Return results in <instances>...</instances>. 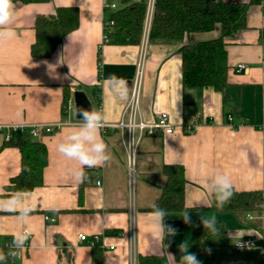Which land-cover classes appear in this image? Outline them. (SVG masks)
Listing matches in <instances>:
<instances>
[{
	"label": "crops",
	"instance_id": "crops-1",
	"mask_svg": "<svg viewBox=\"0 0 264 264\" xmlns=\"http://www.w3.org/2000/svg\"><path fill=\"white\" fill-rule=\"evenodd\" d=\"M113 3L51 0L15 4L16 36L0 43V125H58L69 118L77 123L74 93L83 92L93 108L105 115L101 135L112 158L102 166L86 168L93 172L77 183L69 169L79 165L57 151L70 129L61 127L38 139L47 146L49 164L44 185L29 193L36 211L23 222L15 213L0 211V246L27 227L32 236L28 249L16 260L18 264H130L133 248L136 264L146 256H165L175 264L173 246L166 244V223L178 221L182 223L181 244L189 245L200 264H264V209L258 215H235L209 206L212 173L227 175L238 192L261 191L264 202V0L251 7L247 29L227 40L229 84L222 92L184 89L179 52L183 45L219 38V27L209 33L190 34L181 44H149L145 30L138 46L104 44L105 23L115 12L107 6ZM117 4L120 8L121 0ZM59 7H77L80 26L65 37L50 58H34L31 48L36 41V19L55 15ZM143 49L141 120L154 124L157 116L165 113L174 133L144 135L130 164L128 134L117 126L131 100ZM241 64L248 70L240 72L237 67ZM113 76L116 79H110ZM120 81L129 86L126 98L114 91ZM65 87L70 89L69 103L74 104L71 113L63 103ZM198 118L197 131L186 134L185 128ZM4 142L0 134V147ZM166 165L185 169V206L191 224L183 221V213L165 214L160 221L152 211L167 184V178L162 179ZM20 172V150L0 151V199L12 196L7 187ZM248 214L256 219L248 221ZM47 215L55 217L56 223L47 222ZM200 215L215 216L226 229L225 245L211 248L207 255L196 251ZM132 224L133 246L130 238L120 237ZM81 234L101 236V241L94 247L80 244ZM246 238L252 239L254 246L234 247Z\"/></svg>",
	"mask_w": 264,
	"mask_h": 264
},
{
	"label": "trees",
	"instance_id": "trees-1",
	"mask_svg": "<svg viewBox=\"0 0 264 264\" xmlns=\"http://www.w3.org/2000/svg\"><path fill=\"white\" fill-rule=\"evenodd\" d=\"M51 0H13L15 4H34ZM260 0H156L152 16L148 42L149 44H181L190 34L209 33L220 28V37L210 41L183 45L179 52L182 56V84L184 89L213 88L222 92L228 81L227 40L246 30L248 14L252 6L259 5ZM121 7L113 12L109 21L114 26L104 33L109 38L107 44L115 46H138L143 40L147 0L134 2L121 0ZM80 26V11L77 7H59L52 16H38L35 22L36 41L31 48L34 58H50L62 41ZM264 42V30H262ZM100 61V60H99ZM96 93H99L97 91ZM95 93V94H96ZM70 102V89L65 87L64 106ZM18 148L21 152V172L11 180L7 187L9 195L25 191L30 193L44 185V171L49 164L47 146L34 139L29 132L14 134L10 141H5L0 151L5 148ZM88 175L93 171L85 170ZM89 173V174H88ZM163 174L167 184L156 208L165 214L188 211L185 206V169L180 165H166ZM86 179V180H87ZM222 210L211 206L220 213L242 215L260 214L258 203L263 202L261 191L238 192ZM155 211V208L152 209ZM218 234H211L200 223L196 251L198 255H207L211 248L225 245L226 229L217 223ZM175 264H180L183 253L179 246H173ZM9 249L0 246L5 253ZM140 264H170L165 256L141 257ZM6 264H18L9 258Z\"/></svg>",
	"mask_w": 264,
	"mask_h": 264
},
{
	"label": "clouds",
	"instance_id": "clouds-1",
	"mask_svg": "<svg viewBox=\"0 0 264 264\" xmlns=\"http://www.w3.org/2000/svg\"><path fill=\"white\" fill-rule=\"evenodd\" d=\"M17 9L13 0H0V43L13 39L16 36L13 25L16 21ZM110 79H116L115 76ZM114 91L126 98L129 94V86L126 82L120 81ZM72 108L70 106V112ZM75 115L79 119L77 123H73L71 118L64 121L60 127L70 129L68 134L58 143L57 151L67 160L75 161L79 167L69 169L71 177L77 183H83L87 179L85 172L86 168L99 167L111 160V151L109 144L101 135V129L106 126V118L102 110L91 108V110L77 108ZM135 121L131 118L126 127L135 134L131 144H135L136 127L133 125ZM130 164L134 161L130 160ZM166 180V177H162ZM209 206H215L222 210L225 205L229 204L233 195V186L227 175L212 173L209 177ZM36 205L31 202L30 194L25 191L14 193L7 199H0V211L15 213L20 221H26L36 211ZM257 207L264 209V202L258 203ZM155 217L162 221L165 212L162 209L156 208L154 205ZM182 219L186 224H191V217L189 211L185 210L182 214ZM200 223L204 229L211 234H218L217 221L215 216L199 217ZM256 219L252 214H248L247 220L253 221ZM195 227V225H193ZM175 230L168 229L167 235L174 236ZM243 235V234H242ZM32 233L25 227V230L20 234L14 236L12 245L5 253L0 251V264H6L9 258H15L17 252L13 249L23 248L30 240ZM264 238V237H261ZM179 251L183 253L180 257V264H200L197 256L190 252L189 245L184 242L179 245Z\"/></svg>",
	"mask_w": 264,
	"mask_h": 264
},
{
	"label": "built area",
	"instance_id": "built-area-1",
	"mask_svg": "<svg viewBox=\"0 0 264 264\" xmlns=\"http://www.w3.org/2000/svg\"><path fill=\"white\" fill-rule=\"evenodd\" d=\"M119 0H114L113 4H110L107 6V9L110 11H117L118 10V2ZM155 1L156 0H147V13H146V19H145V34L148 35L150 31V26H151V21H152V16L154 12V7H155ZM263 8H264V3H263ZM114 26V21H108L105 23V29L104 30H110ZM104 44H107L109 42V38L107 35L104 33ZM146 45V44H145ZM144 59H145V49H143V53L141 56V59L138 63V68H137V75L136 79L133 85V90H132V96L131 100L126 107L123 115V120L121 123L117 126L118 129H120L122 132H127L128 134V147L130 150V156L129 159L131 160L132 157H134V152L135 149L138 145L139 139L146 136H154L157 131H162L166 135H170L174 133V127L170 122V117L163 113L157 116L156 122L154 124H145L141 120V113H140V94H141V86H142V80H143V68H144ZM264 59V55H263ZM237 69L242 72V71H247L248 67L244 64H241L237 67ZM70 106L72 108V111H74V104L69 103L68 106L66 107L67 113L70 112ZM132 119L135 121V124L133 125L136 127V135L138 133V138L136 137L137 142L135 144H131V141L133 140L135 134L131 132L126 125L128 124L129 119ZM61 124L58 125H44V124H21V125H0V134L4 135L5 141H10L14 134H23L25 132H29L30 135L34 139H40L41 137L45 135H50L54 133L55 131L59 130ZM200 125L199 118L195 121V124L192 126H188L185 128V133L186 134H193L197 131L198 126ZM263 138H264V131H263ZM97 185H101L100 181L97 182ZM45 220L49 223H56L57 219L55 217L51 216H45ZM121 238L128 237L130 238L131 241V246L134 245L135 241V231H134V226L132 224V227L128 231V233H123L120 234ZM78 241L80 244H85L90 247L96 246L101 241V236H93L92 238H89L85 234L79 235ZM12 245V241H8L6 243V247L9 249L10 246ZM254 246V242L250 238L242 239L239 240L238 242L235 243L234 247L238 249H244V248H251ZM29 247V241L25 244L23 248H16L13 249L14 251L17 252V255L15 258H12V260L16 261L17 259L21 258L23 255V251L28 249ZM110 249H114L113 247ZM130 264H136V259L134 255V248L131 256V263Z\"/></svg>",
	"mask_w": 264,
	"mask_h": 264
},
{
	"label": "water",
	"instance_id": "water-1",
	"mask_svg": "<svg viewBox=\"0 0 264 264\" xmlns=\"http://www.w3.org/2000/svg\"><path fill=\"white\" fill-rule=\"evenodd\" d=\"M74 104L75 109L83 108L91 110L93 108L91 102L83 92H75L74 93ZM77 117V116H76ZM79 115L77 119H79ZM168 229H174L175 235H166V244L168 246H179L182 242V223L178 221H170L166 223V233Z\"/></svg>",
	"mask_w": 264,
	"mask_h": 264
}]
</instances>
